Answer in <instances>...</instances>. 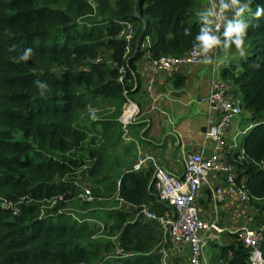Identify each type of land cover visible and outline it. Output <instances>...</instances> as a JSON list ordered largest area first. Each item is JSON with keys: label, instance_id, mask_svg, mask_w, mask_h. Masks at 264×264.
Instances as JSON below:
<instances>
[{"label": "trees", "instance_id": "1", "mask_svg": "<svg viewBox=\"0 0 264 264\" xmlns=\"http://www.w3.org/2000/svg\"><path fill=\"white\" fill-rule=\"evenodd\" d=\"M237 4L250 9L243 19L246 56L237 55L219 77L239 98L246 113L239 121L247 128L227 162L245 185L254 227H263L264 259V14L255 15L264 0ZM198 8L196 0H0V264H101L107 253L118 264H161L154 221L133 219V207L94 210L92 205L113 194L162 213L151 168L95 174L103 169L102 138L117 124L120 105L139 89L136 63L144 56L150 61L200 48L202 29L212 36ZM125 22L135 28L126 53V43L117 37ZM227 25L223 21L218 41L235 51L224 35ZM25 49L32 56L19 61ZM36 81L46 85L43 97ZM179 81L182 77L175 76L174 85ZM111 103L112 116L96 119L97 107ZM86 109L94 119L90 123L101 125L96 139L80 120ZM76 175L96 178L93 199L82 202L88 210L79 221L66 210L75 198ZM91 220L102 223L106 239L93 237L99 226ZM229 237L212 244L214 260L249 264L248 248Z\"/></svg>", "mask_w": 264, "mask_h": 264}, {"label": "built area", "instance_id": "2", "mask_svg": "<svg viewBox=\"0 0 264 264\" xmlns=\"http://www.w3.org/2000/svg\"><path fill=\"white\" fill-rule=\"evenodd\" d=\"M227 2L228 0H210L212 19L210 32L217 40L218 31L225 17V7L223 6L227 5ZM134 29L130 22H125L117 33V37L126 43L124 53L128 51V43L132 38ZM145 43H147V40L144 41ZM218 47L219 41L207 52H203L201 47H197L189 49L181 56L162 55L151 59L149 61V73L153 75L176 67L195 65L206 55H214ZM214 66L215 63L212 62L211 67L214 68ZM123 71L122 66L118 68V72L123 73ZM130 75L132 76L131 82L133 81V84H135L133 74L130 73ZM118 80H121L120 76ZM148 82H151V78H149ZM149 89L150 86L146 85L145 90L148 93H150ZM151 99V101L155 100L153 97ZM198 100L206 103L208 115L212 116L213 119L211 123L207 122L203 134L204 139L208 140L212 146L208 153H205L204 149L200 148L199 150L183 154L181 157L182 171L179 174L169 172L159 165L151 155L138 154L130 167L131 170L138 171L145 162L149 163L151 166L150 184L153 193L156 201L162 204L165 210L162 213H155L145 203L132 205L115 195L118 201L116 208L130 210L133 207V219H147L156 223L161 235L156 250L160 255L161 264L170 262V259L176 253L182 251L181 248L183 246L186 247V264H200L202 246L209 239H218V236L223 231L218 224L216 215H213L210 219H204L200 216L195 199L201 185H205L209 189L212 205L221 201L225 195L237 199L240 203H246L248 200L243 181L235 179V173L233 174L230 164L221 157L222 149L225 145V134L230 120L238 116L242 111L240 100L233 94L230 85L222 79H211L208 83L207 91ZM123 104V110L117 120L122 130L125 131L122 132V135H125L126 127L132 122L133 116L137 112V107L128 102V100ZM237 135L238 133H235L230 138L228 147H236ZM240 153L242 154V149ZM210 177L219 182L212 185L209 181ZM75 186V198L83 202H90L93 199L89 187L82 183L81 178H79L78 182H75ZM4 205L10 206V203H4ZM69 211H71V217L78 220L72 213L73 210ZM91 221L97 223L99 226L98 231L104 230L102 223L96 220ZM231 233L248 248L249 264H264V259L259 249V243L263 237V227L240 226ZM93 237H95V234ZM109 239L116 240L115 237H109ZM116 252L121 254V250L116 249Z\"/></svg>", "mask_w": 264, "mask_h": 264}, {"label": "crops", "instance_id": "3", "mask_svg": "<svg viewBox=\"0 0 264 264\" xmlns=\"http://www.w3.org/2000/svg\"><path fill=\"white\" fill-rule=\"evenodd\" d=\"M199 3V15L211 28L210 0H200ZM239 8V4L233 5L232 0H228L224 24L235 20L236 12ZM236 57L235 51H229L219 44L214 55H206L195 65L176 67L153 75L149 73V61L146 57L144 56L139 60L135 67V72L138 74L139 89L127 99L128 102L137 107V112L134 114L132 122L128 125L132 126L133 129L131 133L128 132L129 135L126 137V141H131L132 145L130 147L127 145L122 146L125 151L122 159L126 160V164L125 166L118 165V167L120 166L121 170L130 168L138 154L151 155L159 165L169 172L179 174L182 171L181 157L183 154L199 150L200 148H203L204 152L208 153L212 146L208 140L204 139L203 134L207 122L211 123L213 119L212 116L208 115L206 103H202L198 99L207 91L208 83L211 79L220 78L219 70L227 63L236 59ZM209 61L210 63H207ZM212 62L215 63L214 68L211 67ZM175 76L182 77L183 82L179 81L177 85H174ZM149 78H151V82H148ZM146 85L150 86V93L145 90ZM151 97L155 100L151 101ZM102 105L105 110H108L104 116H108L107 114L114 110V103L107 106L106 104ZM123 105H120V112L123 110ZM152 106L153 108H151ZM87 110L89 111L90 109ZM106 119H109V117ZM92 120L94 119H91L90 122ZM90 122H84L89 130L88 136L93 135L95 132L100 133V123L92 124ZM116 123L115 126L119 125L117 119ZM98 124L99 129H97ZM232 128L233 132L231 131L230 122L225 134V145L221 153V157L225 161H227V158L235 148L228 147L230 138L237 133L235 132L236 130L242 133L247 127L236 118L233 121ZM111 130L102 138L104 142L102 150L106 149V146L116 145L114 144L116 137ZM239 140L236 136L237 145ZM104 156H102L103 159ZM147 168H151V166L148 162H145L141 169ZM107 174L110 173L104 172L101 170V167H98L95 175L99 178L100 175ZM95 175L81 178L82 183L89 187V190L96 184ZM209 181L212 185L219 182L212 177L209 178ZM110 197L114 199V203L107 204L104 202L105 204H103L102 202L99 206H96V208H101L96 210H107L111 207L116 208L118 201L115 195L112 194ZM106 199L104 198L103 200L105 201ZM195 200L200 216L204 219H210L213 215H216L218 217V224L223 229L218 239H212L213 241L209 239L202 246L200 264H221L219 261L214 260L213 255L216 252V247L212 244L214 242L223 243L230 240L229 234H232L231 232L237 227H254L252 222L254 211L246 203H240L237 199L228 195H225L221 201L212 205L209 189L205 185H201ZM231 206L234 210L231 209ZM209 246L214 247V249L209 248ZM182 248L180 253H176L170 259V264H175V262L177 264L183 262V264H186V247L183 246ZM115 254H118L116 250ZM121 256L119 255V257Z\"/></svg>", "mask_w": 264, "mask_h": 264}, {"label": "rangeland", "instance_id": "4", "mask_svg": "<svg viewBox=\"0 0 264 264\" xmlns=\"http://www.w3.org/2000/svg\"><path fill=\"white\" fill-rule=\"evenodd\" d=\"M199 1L200 0H196L197 7H200ZM198 12H199V8H198ZM245 18H246V14H243V16L240 17V19H245ZM206 27H207V25H206ZM221 53H222V50H221ZM219 79H221V78H219ZM86 111H88V110L86 109L84 111V115L82 114L80 116V120L81 121L86 120V121H83V124H84V122H90V120H91L89 114H86ZM104 111H106L104 107H101V108L97 107V111L95 112L96 113L95 118L99 119V118L104 117V114H105ZM112 114H113V112H111L110 114H107V115H111L112 116ZM245 115H246V113L244 111H241V113L238 116L233 117L231 119L230 122H231V131L232 132H233V128H232L233 121L236 118H238L239 120H242V117L245 116ZM245 123H246V121H245ZM97 129H99V124L97 126ZM132 129H133L132 126H127L126 127V134L122 135V132H125V131L122 130L120 125L112 127L111 131H112L113 134H115V137H116L115 140L116 141L114 142V144H116V145L115 146L114 145L113 146L109 145V146L105 147L106 149H104L105 156H104L103 169H102V170H104V172H108L110 174H113V173L117 174V173H119L121 171V167L120 166L118 167V165L125 166L126 160L122 159L124 157L125 151L123 150L124 148L122 146L127 145V146L130 147L132 145L131 141H126V139H125L129 135V133H131ZM235 132L238 133L237 138L240 139L243 132L241 133L240 131H237V130ZM92 136L94 137V139H96V137H97V135L95 133ZM86 141L87 140H85L84 143ZM82 145H84V144L82 143ZM84 176L85 175H80V176L76 175L75 177L82 178ZM105 198H107L105 201L103 199H97V201H99V203H92V205L94 206L93 208L95 210L96 209H100L101 207L96 208V206H99V204L102 203V202H103V204H105L104 202H106L107 204L114 203L113 202L114 199L112 197L106 196ZM82 202L83 201H80L77 198L76 199L73 198L69 202V205L67 204L66 210H73L72 213L74 214L75 217H77V219H79L80 216H82L85 213H87L86 211H83V210H85L87 208V206H85ZM246 205H248V203ZM231 209L234 210V208L232 206H231ZM104 232H105V230L97 231L95 233V237L94 238H99V237H104L105 238V236L103 235ZM206 248H208V247H206ZM209 248L214 249V247H212V246H209ZM181 250H182V248H181ZM103 258H104V262H102L101 264H118L117 259H115V257L113 256L112 253H107L106 255L103 256ZM183 263H180V264H183ZM175 264H177V262H175Z\"/></svg>", "mask_w": 264, "mask_h": 264}, {"label": "clouds", "instance_id": "5", "mask_svg": "<svg viewBox=\"0 0 264 264\" xmlns=\"http://www.w3.org/2000/svg\"><path fill=\"white\" fill-rule=\"evenodd\" d=\"M236 3L237 0H232L233 5H236ZM223 7L226 8L227 6L224 5ZM249 11L250 9L248 8L247 4H245L244 7L239 8L236 12V17L238 19H235L234 21L228 23L227 30L224 33V35L231 41V43L235 45V53L240 58H244L246 56L245 29L248 27V25L244 22L243 19H240V17H242L245 12ZM262 14H264V8L258 7L255 15L259 17ZM197 39L200 41L201 49L203 52H207L210 48L214 47L218 43L216 37L210 36L206 29L201 30V34L197 37ZM225 47H227V45H225ZM31 56L32 50L25 49L24 54L19 58V61H28ZM207 63H210V61ZM36 86L39 90V95L43 97V89L46 87V85L42 84L40 81H36Z\"/></svg>", "mask_w": 264, "mask_h": 264}]
</instances>
